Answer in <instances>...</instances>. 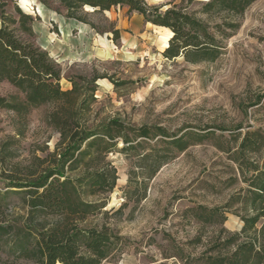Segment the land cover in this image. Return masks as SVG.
<instances>
[{
	"label": "trees",
	"instance_id": "obj_1",
	"mask_svg": "<svg viewBox=\"0 0 264 264\" xmlns=\"http://www.w3.org/2000/svg\"><path fill=\"white\" fill-rule=\"evenodd\" d=\"M66 18L85 22L84 8L102 13L127 7L146 24L168 30L172 36L163 57L186 63L214 62L222 55L221 40L230 38L243 16L257 0H207L200 14L217 17L210 26L175 7L161 11L147 0H54ZM0 3V83L17 94L0 97V110L24 120L37 108L50 106L45 124L58 135L54 151L35 157L22 169L9 165L0 154V264H105L117 260L129 243L107 222V196L116 187L115 168L106 161L111 154L130 159L126 192L145 194L148 183L178 155L193 146L210 144L227 162L228 175L211 195L220 204H196L180 214L184 238L164 233L165 249L155 245L161 262L150 264H264V129L238 127L228 137L210 128L187 127L178 134L161 127H134L119 119L92 123L96 79L75 77L70 90L60 86L61 75L49 55L29 40L33 18L17 7L14 15ZM25 39H24V38ZM219 38L221 40H219ZM223 132V130H220ZM7 169V171L5 170ZM212 188V187H210ZM11 196L20 197L26 217L23 225L7 221ZM227 215L241 222L238 232L225 228ZM192 232V236L188 234ZM155 244L149 239L148 246Z\"/></svg>",
	"mask_w": 264,
	"mask_h": 264
},
{
	"label": "rangeland",
	"instance_id": "obj_2",
	"mask_svg": "<svg viewBox=\"0 0 264 264\" xmlns=\"http://www.w3.org/2000/svg\"><path fill=\"white\" fill-rule=\"evenodd\" d=\"M146 2L161 7L162 12L181 9L210 26L218 22L217 17L209 19L200 14L207 0ZM0 3L6 5L9 15H14L17 7L33 18L29 41L58 67L63 91L70 90L69 80L75 77L96 79L95 103L89 114L92 123L119 119L137 128L161 127L173 134L187 127L210 128L224 137L238 127L242 132L247 127L264 129V0H257L235 19L240 28L230 38H219L223 50L218 59L198 64L186 63L182 57L165 59L162 54L168 43L166 47L161 43L165 32L146 24L127 7L102 13L84 8L82 23L66 18V10L54 0ZM16 94L13 87L0 83V97ZM50 109H34L24 120L0 110V154L7 156L8 166L24 169L35 157L43 159L54 151L59 138L45 124ZM106 161L117 174L116 187L106 198L107 222L129 246L119 259L105 264H150V259L160 263L155 245L165 249L163 234L178 241L184 238L179 226L183 210L196 204L218 205L230 194H210L213 188H221L220 181L227 177L228 169L224 157L207 143L189 148L165 165L148 183L145 194L126 192L127 175L134 168L130 159L111 154ZM3 183L0 180V193L5 191ZM5 217L23 225L26 210L20 197L9 198ZM263 223L264 219L259 225ZM225 228L238 232L241 222L227 215ZM149 239L155 244L148 246Z\"/></svg>",
	"mask_w": 264,
	"mask_h": 264
},
{
	"label": "bare ground",
	"instance_id": "obj_3",
	"mask_svg": "<svg viewBox=\"0 0 264 264\" xmlns=\"http://www.w3.org/2000/svg\"><path fill=\"white\" fill-rule=\"evenodd\" d=\"M160 29H162L165 32V34H166V36L161 38V43H162L163 47H166L167 43H168V41H169V39L171 37V33L168 30H166V29H163V28H160Z\"/></svg>",
	"mask_w": 264,
	"mask_h": 264
}]
</instances>
